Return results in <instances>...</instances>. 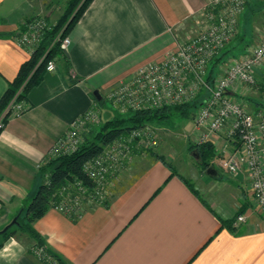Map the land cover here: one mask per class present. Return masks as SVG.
Segmentation results:
<instances>
[{
  "label": "crops",
  "instance_id": "crops-1",
  "mask_svg": "<svg viewBox=\"0 0 264 264\" xmlns=\"http://www.w3.org/2000/svg\"><path fill=\"white\" fill-rule=\"evenodd\" d=\"M64 2L0 0V97L30 55L16 41L22 23L36 15L54 22ZM205 4L91 0L67 35L68 66L56 60L26 93L27 109L0 131V231L31 200L40 184L38 167L71 120L93 104L94 90L102 96L139 66L160 61L176 40L196 31ZM244 46L230 54L237 56ZM257 78L263 86L264 69ZM251 90L241 86L235 95L251 105L242 97ZM211 142L215 151L223 145L239 147L221 133ZM214 159L213 167L221 169L216 152ZM216 171L211 178L218 179ZM235 177L247 183L244 174ZM192 187L154 159L108 205L87 208L76 220L49 208L33 227L67 264H264V221L250 188H236L232 205L223 198L215 207ZM239 208L245 222L233 223L234 229L220 223L219 217L233 218ZM32 242L24 233L9 237L0 247V264H42L28 251Z\"/></svg>",
  "mask_w": 264,
  "mask_h": 264
},
{
  "label": "built area",
  "instance_id": "built-area-1",
  "mask_svg": "<svg viewBox=\"0 0 264 264\" xmlns=\"http://www.w3.org/2000/svg\"><path fill=\"white\" fill-rule=\"evenodd\" d=\"M248 0H206L201 20L194 33L176 40L160 61L139 66L126 80L107 90L103 98L113 109L121 113L139 109L160 108L191 102L201 91L206 95L192 115L193 134L196 144L211 141L212 135L221 133L228 141L239 143L233 149L228 145L219 147L218 165L230 175L244 174L249 185L256 211L264 221V110L250 111L245 101L235 95L242 86L258 89L257 71L264 69V28L259 40L247 45L237 56H230L218 67L213 81L206 82L209 61L219 55L236 37L239 19ZM53 23L42 15L25 20L16 37L17 44L30 53L36 48ZM70 38L60 40V48L67 52ZM54 59L46 65L53 70ZM264 99V85L260 87ZM27 109L23 100L13 98L0 114V130L8 119L20 116ZM96 104L75 116L66 131L51 145L48 158L74 152L89 128L101 122ZM148 130V131H147ZM141 127L131 129L125 135L113 139L94 158L82 167L92 181L84 186L75 181L59 191L58 200L52 208L59 213L79 216L87 208L104 202L105 187L110 177L120 173L131 158L133 149L156 144L153 130ZM239 214L235 226L245 222ZM42 264H58L42 246L30 249Z\"/></svg>",
  "mask_w": 264,
  "mask_h": 264
},
{
  "label": "trees",
  "instance_id": "trees-1",
  "mask_svg": "<svg viewBox=\"0 0 264 264\" xmlns=\"http://www.w3.org/2000/svg\"><path fill=\"white\" fill-rule=\"evenodd\" d=\"M90 2L91 0H65L59 15L52 22L53 26L51 29L45 32L41 41L37 43L36 48L28 56L29 58L17 69L18 72L14 79L8 81L7 87L0 97V114L15 95V101L26 98V93L29 89L42 80L46 71L45 67L50 60L57 58L66 67L68 66V59L65 52L60 48L59 42L68 35L70 29L80 18L79 16L82 15ZM225 48H223L219 55L209 61L208 69L205 73L207 83L213 81L218 72L219 65L230 57L228 50ZM205 95L206 91L203 90L196 98L188 103L128 111L130 114L127 117H115L106 119L103 122L101 120L94 128H89L74 152L60 156L57 155L54 158L46 157L40 167H38L40 184L36 192H34L35 194L16 215L15 223L8 226L5 231L0 232V247L5 240L15 236L16 232L20 231L32 239L33 244L31 246H42L48 252V255L54 257L58 264H67L62 257L56 255V253L47 247L44 239L33 227L34 222L39 217H42L49 208H52V204L57 202L59 191L64 186L75 181H81L84 186L91 187L92 181L88 179L89 177L84 173L81 166L86 161L96 157L113 139L125 135L131 129L138 128L149 122L166 121L174 115L184 118L192 117L194 111L202 103ZM95 101L100 102L101 99H95ZM213 148L214 144L211 141H206L201 144H195V147L191 149L194 151V158L202 170L214 166L212 160L215 157V151ZM154 156L159 158L161 163L165 164L174 172L162 157ZM189 186L191 187L190 184ZM102 205L106 206L108 203L104 201ZM243 211V209H239L235 213V216L230 219H221L219 217L220 223L229 229H234V219L239 214H243ZM67 217L76 220L79 216L70 214ZM28 251L29 253L31 252L30 249Z\"/></svg>",
  "mask_w": 264,
  "mask_h": 264
},
{
  "label": "rangeland",
  "instance_id": "rangeland-1",
  "mask_svg": "<svg viewBox=\"0 0 264 264\" xmlns=\"http://www.w3.org/2000/svg\"><path fill=\"white\" fill-rule=\"evenodd\" d=\"M254 1L255 2H252V4H248L247 2L248 6H250L249 9H247V7L245 8L246 10H243L244 12L241 18L237 38L232 43L228 44L230 46L225 48L228 50L229 56H232L231 54H234V51L241 50L244 45L247 46L256 43L259 40V29L262 27L264 28V0ZM190 24L191 23L188 22L186 24L188 25L187 27H191ZM196 24H194L195 29L197 28ZM56 60L58 59H54L55 65ZM242 95L243 98H247L248 102L251 103V105H247L248 110L252 112L264 110V99L261 97L262 92L260 91V87L255 89L254 92L251 90ZM103 96L104 94L101 96V101L97 103L99 106L95 103L96 101L93 102L100 111L99 116L101 117L102 122L106 119H112L115 117H127L128 114H130L129 112L121 113L118 110L113 109L112 105L108 103ZM13 98L15 99L16 95ZM191 118L192 117L184 118L174 115L166 121H156V123L154 121L140 126L142 129L144 128V130L149 129L155 132L156 144L151 147L139 146L132 150L131 158L129 162L125 164L126 166L124 169L120 173L110 177V180L104 189V201L107 203L111 201L122 188L129 184L130 181L133 180L135 176H137L138 173L148 165V163H150V161L154 159L160 161L159 158L154 156L157 155L162 157L163 160H165V163H168L174 172L180 173V175L186 178L207 202L210 204L214 203L215 207H217L219 206V203H222L224 198L226 202L232 205V197L237 195L236 188L242 190V188H248L249 185L233 176V174L230 175L217 167L216 169L219 172L218 179H213L205 174V170L201 169V166L196 162L197 160L192 154L191 149L195 147L196 135L193 134V122ZM235 220L236 217L234 221ZM17 234L21 235L23 232L17 231L15 235ZM31 247L32 246H30L28 250L31 249Z\"/></svg>",
  "mask_w": 264,
  "mask_h": 264
},
{
  "label": "water",
  "instance_id": "water-1",
  "mask_svg": "<svg viewBox=\"0 0 264 264\" xmlns=\"http://www.w3.org/2000/svg\"><path fill=\"white\" fill-rule=\"evenodd\" d=\"M93 95H94L96 100H100L101 99V95H100V93L98 91L94 90ZM192 154L195 155L194 151H192ZM216 173H217V171H216V169L213 166H210V167H208L205 170V174H207V175H209L211 177H216L217 176ZM15 218H13V220L8 225H6L0 232L5 231L8 226H10L13 223H15V221H16Z\"/></svg>",
  "mask_w": 264,
  "mask_h": 264
}]
</instances>
